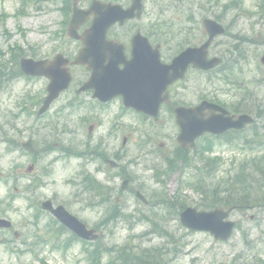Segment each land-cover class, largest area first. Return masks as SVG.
<instances>
[{"label": "rangeland", "instance_id": "1", "mask_svg": "<svg viewBox=\"0 0 264 264\" xmlns=\"http://www.w3.org/2000/svg\"><path fill=\"white\" fill-rule=\"evenodd\" d=\"M230 1L149 0L148 4L150 10L155 14L160 7L168 8L163 17L172 22H174L175 19L173 18L176 16L183 19L186 15L193 14L196 25L201 30L199 32L201 37H203L201 20L205 16H218L220 18L221 22L227 26L228 33L214 41L215 47L222 50V56L226 61L232 58L239 61L244 57L241 59L242 62L239 64L237 62L232 67L230 76L235 82H242L255 93L256 96L253 97V102L257 103L259 101L262 103L261 108L255 109V114H258L256 123L261 127L263 133L264 84L262 82H264V67L259 63V58L261 54H264V45L258 41L264 34V12L262 15L258 13V3L262 0H233L234 7H225L224 4L228 5ZM39 3L40 9L27 6L25 8L27 14L17 15V9L20 7L19 0H0V52H4L0 59L6 60L5 72H8L9 68L14 69L13 63L9 60L10 47H13V45H18L25 55L32 58L34 53L41 54V56L51 55L56 46L61 43L63 45L68 44L69 42L67 38L62 37L61 29L64 26L65 19L62 14L61 1L45 0L39 1ZM81 5L82 3H79V6ZM176 8L179 9L178 11L183 12H175L177 11ZM241 35L245 38L240 41L239 37ZM232 38H237L240 41L237 43L239 53L234 51L229 56L225 53V49L229 44L228 41ZM231 41L233 42V40ZM225 62H223V66L228 65ZM77 73L78 71L75 75H78ZM9 80L12 81L0 93V131L1 127L4 129V132H2L4 136L0 135V138H4L3 140L0 139V217L3 216L8 221L10 220L11 228L9 230L0 229V239L2 240L0 242V264H40L41 260H46L45 262L48 264H91L85 257L86 253L81 242L73 239L70 236L71 232L66 228V230L63 229L62 232H59L52 225V216L45 211H39V202L42 199L49 198L55 203L66 206L71 213L78 216L88 226L95 225L100 220V216H106L109 212L102 211L103 209L99 206L91 207L92 203L89 202L91 196L88 197L89 201L85 205L81 199L83 193H81L82 190L78 184L79 178H77L78 172L84 168V165L88 168V165L94 166L95 162L78 156L66 157L59 155L58 159H55L54 156L58 153H54V150L47 153L51 149L46 148V143L51 142V140H56L60 145L64 144L75 150H79V145L82 144L79 139H76L75 133H67L64 130H58L54 133L51 130L47 131L32 117L19 112L20 104L27 93L38 94L43 91L44 79L40 77L25 79L21 76H14ZM197 80L202 83L205 96L209 97L213 94L211 93L213 85L210 81H205V77H201V75H191L187 80L190 90L188 92L179 91L177 98L186 100L189 96V100H193L197 95ZM216 85L227 88L222 82L220 84L216 83ZM227 92L221 95L224 101L232 102L235 100L232 86ZM65 101V96H61L50 109L49 115L53 114L58 107L64 109ZM85 102V107L88 108L87 98H85ZM118 111H114L115 114ZM69 113L72 114L73 111ZM65 115L63 110L62 118L60 116L56 120H51V122L62 123L63 120L67 122V125L70 124V131H73L74 128L77 129L79 125L76 119L74 123L72 115H69L66 119ZM125 119L129 126L140 124L132 113L127 114ZM47 120L49 118L44 119L43 122H49ZM162 129L164 133L171 132L172 135L169 138L170 141L166 142L163 148H160V152L165 154L162 158L169 157L167 163H160L162 160L159 158V153L151 155L150 153L145 154L137 151V145L147 130L142 129L134 133L133 139L127 141L125 147L126 158H128V161H133L130 163L132 174H127L128 184L130 187L138 188V192L150 201L154 199L153 195L158 196L154 194L155 190L160 191L166 199L174 200L172 197L181 188V185H179L180 175L178 172H172L174 169L170 170L168 166L170 165L169 161L173 160L174 157L171 150L173 146L172 139L176 134V130L172 121H168V119H165V125ZM85 130L86 127L82 129V131ZM28 136L36 139L37 146L40 149L36 158L26 154L15 145L17 141H23ZM155 141L157 142L156 147L164 142L161 139ZM215 143L217 144L212 149V155L215 154L219 158L220 165L219 169L208 177V180L212 182L220 179L224 180L231 173L229 170H232L235 164H242L253 155L264 154V145L250 150L248 148L241 149L240 145L239 148L231 147L229 144L220 143L218 140H215ZM120 144L118 145L120 146ZM147 147L151 148L150 145ZM201 154L206 155L204 151ZM32 159L36 163L33 169L34 172L28 174L25 172L26 167ZM174 162L176 163L177 160ZM49 163L52 172L50 175L45 176L41 169L43 165H49ZM191 165L193 166V164ZM193 168L185 170V172L191 174V180L197 178ZM13 171L17 172L18 177L11 184L10 175ZM155 175L160 179L159 181L156 180ZM34 176L36 177L35 180H39L41 183L36 189L37 192L34 197L28 198L26 186ZM183 177V180H185L188 175L184 174ZM98 178L103 183L113 184L112 186L119 185L123 179L118 175H112L110 180H105L102 176H98ZM7 179H9V182H7ZM14 187L19 190V194L15 193L12 196ZM182 191L181 194L189 198L188 205L196 207L201 196L187 187ZM120 197L124 202L126 200L128 205L120 209L121 212L114 221L115 223L106 230L101 229L103 235L99 245L102 247L111 248L113 244H122L125 240H128V244L133 246L134 251L139 246L158 247L160 248L158 253L154 254V260L157 264L253 263L255 251L249 253L247 240L257 239L261 242L262 239L258 237L259 228L256 226L254 228V225L260 221V216L264 217V209L260 211V214L252 209L244 215L238 210L232 211L229 217L240 223V229L238 228L227 241H217L206 231H189L180 223L177 215H174L173 211L164 204L153 210L154 213L162 215V218H158L159 216L156 217L152 214V209H149V206L143 204L139 199H135L132 192L122 193ZM250 214L252 215L251 218H249ZM146 215L155 220L159 219L171 235L162 236L148 232L152 225L148 221H143ZM249 229H252V236L247 235ZM255 230L257 231L253 233ZM261 232L262 229L260 236ZM143 233H146V235L140 236ZM64 243L66 244L64 245ZM256 248L258 251L256 254L262 259L264 257V245L254 249ZM108 258L110 257L105 256L101 264H107Z\"/></svg>", "mask_w": 264, "mask_h": 264}, {"label": "flooded vegetation", "instance_id": "2", "mask_svg": "<svg viewBox=\"0 0 264 264\" xmlns=\"http://www.w3.org/2000/svg\"><path fill=\"white\" fill-rule=\"evenodd\" d=\"M92 1L93 0H79L78 6L79 3H82L80 7L88 9ZM97 1H100L101 3H117L124 9L133 6L134 2L133 0ZM148 3L149 0H140V9L133 10L131 12V17H127L123 21H120L122 17L118 16L116 21H114V23L109 27L103 28L104 30L102 32H99L96 29H91L93 23L92 15L87 17L80 23L78 28L79 39L69 37L68 44H59L55 47L53 55L48 56L49 58H53L56 54L62 53L63 58L68 60L67 64L72 76L68 90L63 91L61 94L62 96H65L66 99L65 107L69 108L71 112L73 111L72 114L70 113V116L72 115L74 123L76 119L79 127L70 131L71 126L70 124L67 125V122L62 120V123L59 124L62 125L63 130L67 133H75L76 139H79L82 144L79 145V150L74 149L78 152V157L87 158L95 162L94 166L88 165V168L84 165V168L78 172L77 178H79V185L82 190L81 193H83L81 199L86 205V202L89 201L88 197L91 196V200L89 201L92 203L91 207L99 206L103 209L102 211H106V213L109 212V214L114 211H121V208L128 205L127 201L125 200L124 202L120 196L122 193L130 191V186L128 184V189L121 190V188H119L120 184L112 186L113 184L111 183H103L98 176L104 177L105 180H110L112 179V175H118L119 177L125 179L128 178L127 174H132L130 172V163H132V161H128V158H126L127 153L125 152V147L127 141L133 139L134 133L137 131H141L142 129L147 130L140 140V143L137 145V151L141 153L144 152L145 154L150 153L151 155L159 153V158L162 160L163 158L161 155L164 154V152H160V148H163L165 143L170 141L169 138L172 137L170 134L171 132H163L162 128L165 125V119L172 121L174 129L176 130V134L172 139L173 146L171 151L173 155L177 154V147L179 148V151L188 155L195 153L196 155H200L203 151L205 153H210L212 151V146L210 148L208 143L202 145L201 141L204 142L205 140H212L215 143V140L221 142L222 140L225 141L228 139V143H233L237 140L236 137L239 135V132H245L249 127L246 126L242 130H226L220 135L205 133L196 138L195 145L191 148L190 145L183 148L180 147L178 141L176 140L180 128H178L177 125L175 108L177 106H196L198 103L206 100L203 85L199 80H197L196 84L197 95L193 100H189V96H187L186 100L177 98L179 91L188 92L190 90V85H188L187 82L189 77L191 75H201L202 77L204 73L208 72L209 76L220 77V75L226 74V71L231 70L233 63L235 62L233 59L226 61V59L222 56V50L215 47L214 41L218 37H221V35L213 38L207 49V58H218L220 60L219 66L208 72H204L197 68L195 69L194 65L189 64L186 69L187 72L185 77L183 79L174 80L172 84H168L167 88H165L168 96L167 99L159 105L160 108L157 117H152L142 112L140 113L131 107H125L123 104V97L121 95L114 96L106 101H101L99 98L94 97L96 87H89L83 92L77 91L84 81L90 80L93 66L100 67L106 65L109 61H111L109 59L112 58L114 63L117 64L118 70H122L128 66L132 67L134 78L128 81V83H125L123 88L126 93L127 91H130L139 95L140 102L143 101L145 104L148 103L147 97L149 95L155 94L158 89H161L163 85H166V83H163L162 80H155L154 75H159L162 71H164L165 65L170 64L178 53L187 48L190 52L185 54L183 60L189 57H196L194 47H200L207 37L205 36L203 28V37L199 36V32H201V30L199 26L196 25L193 14L190 13L186 15L183 18L185 19L184 21L182 17L176 16L173 18L175 19L174 23L163 17L168 8L160 7L155 14L150 10ZM176 9L177 11L175 12L177 13L183 12L178 11V8ZM204 19H202V21ZM92 35L95 37L89 38V36ZM81 46L92 50L96 47L108 48L112 46L114 48V52L105 51L103 55L104 61L102 64L97 61V58L99 57L96 54H93L94 52L87 53L86 62L82 63V65L74 64L73 61L75 55L77 54L76 52L81 48ZM225 53H227V48L225 49ZM192 54L194 56H191ZM225 61L228 65L223 66V62ZM162 64L163 66H160ZM76 71H78V75H75ZM151 74L153 75L149 77ZM238 86L240 88V92L238 91ZM238 86H233V92L234 97L236 96L238 98L237 101H240V109L236 107L233 101H224L221 95L220 97L216 95L215 101H213L220 106L224 105L228 114L233 118L243 114L241 111H244V103L246 102L244 98L246 94V86L242 83H239ZM45 93L46 88L44 89V95ZM161 95L165 98L163 92ZM85 98H87L88 101V108L85 107ZM144 106L148 109L152 108L150 104H146ZM116 110L119 111L115 114L114 111ZM130 113L134 114L136 119L139 120V125H128L125 117ZM223 116H226V114H223ZM85 127L86 130L82 131ZM95 134L96 136H94ZM157 139L164 140V142L160 143V146L156 147L155 145L157 142L155 140ZM119 143H121L120 146L118 145ZM149 145L151 148L147 147ZM109 159L116 161L118 166H110L108 163ZM41 171L44 173L43 168ZM16 173L17 172H13L10 175L11 183H14L15 179L18 177ZM89 177H92L94 181H92ZM35 179V176L30 179V184L32 186L33 183L37 181ZM30 192L33 197L35 191L31 190ZM151 205L156 206L154 203H151ZM89 209L92 210L91 208ZM113 223L115 222H105L103 218H100V220L93 225V228L98 230L104 226H111ZM99 241L100 240L97 241L98 245Z\"/></svg>", "mask_w": 264, "mask_h": 264}, {"label": "trees", "instance_id": "3", "mask_svg": "<svg viewBox=\"0 0 264 264\" xmlns=\"http://www.w3.org/2000/svg\"><path fill=\"white\" fill-rule=\"evenodd\" d=\"M218 169L219 161L212 159V162H206L201 168H195L196 179L191 180L190 174L185 180H180L179 185H181V188L176 192L171 203L175 211L178 212L188 205V199L183 197L184 195L180 196L185 187L191 188L201 196L196 207L202 209H212L215 206H220L224 209L238 210L243 214L253 208L257 210L264 209V156L251 157L242 164H236L232 171L229 170L232 174L229 173L224 180L209 181L208 177ZM263 224L264 219H260L258 226H263ZM237 227H239L238 224ZM163 231L166 236L171 235L170 232ZM258 237L262 239L261 242L258 241L259 244L253 239L247 240L250 254L258 245H264V228L261 236L259 234ZM159 249L158 247L151 249L138 247L137 251L134 252L131 246L124 243L123 246L106 247L105 251L109 255H114V259L110 260V264H157L154 260V254H157L155 251ZM254 251L255 257L251 264H264V257L261 259L256 254L258 251ZM247 264H250V262Z\"/></svg>", "mask_w": 264, "mask_h": 264}, {"label": "water", "instance_id": "4", "mask_svg": "<svg viewBox=\"0 0 264 264\" xmlns=\"http://www.w3.org/2000/svg\"><path fill=\"white\" fill-rule=\"evenodd\" d=\"M214 35L216 32H212ZM24 70L29 73H37V66L35 63L31 61H25L22 64ZM51 76V75H50ZM60 81L63 86L66 84V82L69 80V76L67 73L64 74V76H60ZM114 79V74H109L105 76V79L103 80L104 83H109ZM65 80H67L65 82ZM65 82V83H64ZM55 82L50 83V88L52 89H57L54 86ZM209 106H214L212 104H207V107ZM194 109H191L193 111ZM207 123H202L198 124H191L190 122L187 123H180V126L182 128V132L180 134L181 137H186L188 134L191 132V128H198L201 126L210 129H215L214 127L219 125L220 121L210 118L206 120ZM226 127H222L216 131H222ZM228 214V211H223L220 208H215L212 211H197L193 207H186L184 210H182L179 214V220H181V223L187 227L190 230H206L209 231L214 239H219V240H226L227 237L231 234L232 232V226L233 222L231 221H225L226 216ZM61 220L65 223L68 224V226L73 229L76 234H79L85 238L89 237V232L91 231H86L85 227L83 224L79 223L78 221L74 220L73 217H70L67 213L64 216H60ZM0 226H9V223L6 222L5 220L0 219Z\"/></svg>", "mask_w": 264, "mask_h": 264}]
</instances>
